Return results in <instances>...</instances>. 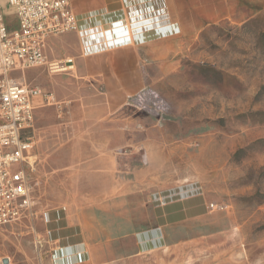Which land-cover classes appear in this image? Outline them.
<instances>
[{
  "label": "crops",
  "instance_id": "1",
  "mask_svg": "<svg viewBox=\"0 0 264 264\" xmlns=\"http://www.w3.org/2000/svg\"><path fill=\"white\" fill-rule=\"evenodd\" d=\"M71 2L79 29L50 37L46 49L49 60L73 58L66 63L71 67L58 72L34 67L13 76L54 95L49 103L38 100L35 109V176L47 159L48 177L70 182L74 187L60 193L73 199L44 210L33 223L3 227L16 238L30 234L32 246L25 250L16 239L22 253L17 257L7 251L0 264H173L182 231L208 224V214L189 215L185 209L194 207L190 197L165 199L169 194L159 189L121 188L149 177L133 153L146 148L158 129L131 98L158 85L166 70L194 61L198 39L208 27L241 21L262 8L264 0ZM118 21L124 23L116 25L113 38L129 34L132 39L100 47L107 40L100 32ZM86 45L99 47L85 52ZM77 253L83 263L77 262Z\"/></svg>",
  "mask_w": 264,
  "mask_h": 264
},
{
  "label": "rangeland",
  "instance_id": "2",
  "mask_svg": "<svg viewBox=\"0 0 264 264\" xmlns=\"http://www.w3.org/2000/svg\"><path fill=\"white\" fill-rule=\"evenodd\" d=\"M152 87L167 101V114L153 118L156 133L133 153L149 177L121 188L190 197L189 215L208 214V224L182 231L173 264H264V6L241 21L208 27L195 60L166 70ZM39 167L40 216L73 199L60 190L74 186L51 180L47 159ZM11 231L0 228V256L19 257L16 239L25 250L32 246L30 234L16 238Z\"/></svg>",
  "mask_w": 264,
  "mask_h": 264
},
{
  "label": "built area",
  "instance_id": "3",
  "mask_svg": "<svg viewBox=\"0 0 264 264\" xmlns=\"http://www.w3.org/2000/svg\"><path fill=\"white\" fill-rule=\"evenodd\" d=\"M7 1L4 4L0 0V228L33 223L38 216V180L32 153L35 109L40 105L38 100L54 101L51 92L24 82L13 73L43 66L49 72L69 69L71 65L66 63H72L73 58L49 60L46 49L50 37L78 30L80 24L71 0ZM120 23L124 21L106 25L100 32L107 39L100 47L118 46L132 39L129 34L113 38L112 32ZM122 28L126 33V26ZM98 47L86 45L84 51ZM131 104L157 119L164 118L168 110L167 101L152 86L135 93ZM77 259L78 263L85 261L82 253H77Z\"/></svg>",
  "mask_w": 264,
  "mask_h": 264
},
{
  "label": "water",
  "instance_id": "4",
  "mask_svg": "<svg viewBox=\"0 0 264 264\" xmlns=\"http://www.w3.org/2000/svg\"><path fill=\"white\" fill-rule=\"evenodd\" d=\"M5 262H8V259Z\"/></svg>",
  "mask_w": 264,
  "mask_h": 264
}]
</instances>
